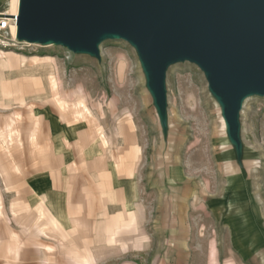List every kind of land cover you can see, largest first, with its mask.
Listing matches in <instances>:
<instances>
[{"label": "rangeland", "instance_id": "rangeland-1", "mask_svg": "<svg viewBox=\"0 0 264 264\" xmlns=\"http://www.w3.org/2000/svg\"><path fill=\"white\" fill-rule=\"evenodd\" d=\"M5 42L0 63L22 64L2 73L0 264H264V96L243 102L238 148L195 64L168 69L163 125L127 42Z\"/></svg>", "mask_w": 264, "mask_h": 264}, {"label": "water", "instance_id": "water-1", "mask_svg": "<svg viewBox=\"0 0 264 264\" xmlns=\"http://www.w3.org/2000/svg\"><path fill=\"white\" fill-rule=\"evenodd\" d=\"M18 7L11 18L19 42L97 58L105 40L132 45L163 125L168 69L197 65L240 147L243 102L264 96V0H19Z\"/></svg>", "mask_w": 264, "mask_h": 264}, {"label": "crops", "instance_id": "crops-1", "mask_svg": "<svg viewBox=\"0 0 264 264\" xmlns=\"http://www.w3.org/2000/svg\"><path fill=\"white\" fill-rule=\"evenodd\" d=\"M10 3H11V0H0V16L1 15H8V16H16L15 14H12L11 13V8H10ZM125 129H126V131H125ZM125 129H123L122 127L120 128L119 127V131H120V134L126 139V141H127V143H130V144H133V145H135V143L133 142V138H132V136H131V134H130V132H129V129H127V128H125ZM100 136H98V138H99ZM98 138H93V139H90L89 140V146H91L92 145V143L93 142H95L96 140H98ZM107 143H106V141L103 139V140H100V145H99V147L100 148H106L107 147ZM89 146H87V149H88V147ZM136 146V145H135ZM135 146H132V147H130L131 149L128 151V153L126 154V156L125 157H133V159L134 160H132L133 161V164L131 163V167H129V166H127L128 168H129V172H127V173H125L124 171L125 170H120V172L122 173V174H126L127 176H132V175H134L133 174V172H130V169H132L133 168V171H134V164H135V161H136V163H137V159H136V156L135 155H137V147H135ZM135 157V158H134ZM120 158H122L121 156H120ZM119 158V159H120ZM113 159L114 160H116L117 158H115V157H113ZM121 160V159H120ZM119 160V162H115V165L118 167V166H122V167H124L125 166V163L123 162V160L122 161H120ZM94 162H99L98 164H100L101 166L102 165H105V158L103 157H101V158H98V159H96ZM130 164V163H129ZM104 190V189H103ZM110 192V197H112V196H114L113 194H115L113 191H109ZM109 192H107L106 190H104V192L101 194V196H106V194L107 193H109ZM116 195V194H115ZM115 197V196H114Z\"/></svg>", "mask_w": 264, "mask_h": 264}, {"label": "bare ground", "instance_id": "bare-ground-1", "mask_svg": "<svg viewBox=\"0 0 264 264\" xmlns=\"http://www.w3.org/2000/svg\"><path fill=\"white\" fill-rule=\"evenodd\" d=\"M19 0H11V3H10V8H11V13L12 14H17L18 13V10H19ZM11 32H12V36L13 38H15V40L17 39L16 38V32H17V29L15 26H13L11 28ZM10 56H8V58L4 61H1L0 63V96L1 95H5V97H9V95L11 94V91L9 88L8 85L5 84V79L3 78L2 76V73L5 71V70H8V69H11V70H15L16 73H19L20 72V66L22 64V61L20 58L16 57L15 54H11L9 53ZM32 99V98H31ZM37 115H39V111L37 112ZM84 123V122H83ZM75 125V124H74ZM77 125V124H76ZM72 126L70 128V131L72 132H75L77 133V130H80V128H82V124L80 126ZM86 127V125H85ZM85 129V128H84ZM94 143V142H93ZM225 146V145H224ZM84 148V147H83ZM87 148V147H86ZM138 152V151H137ZM243 161V160H242ZM103 170V169H102ZM35 192V191H34ZM108 197V196H107ZM110 199V198H109ZM113 199V198H112ZM115 201V199H114ZM110 202V201H109ZM44 206V205H43ZM45 207V206H44ZM45 210H46V213L49 215V217L51 218H54V214L51 212V210L47 209L45 207ZM124 216V215H123ZM56 218V217H55ZM57 219V218H56ZM59 221V219H57ZM60 222V221H59Z\"/></svg>", "mask_w": 264, "mask_h": 264}, {"label": "built area", "instance_id": "built-area-1", "mask_svg": "<svg viewBox=\"0 0 264 264\" xmlns=\"http://www.w3.org/2000/svg\"><path fill=\"white\" fill-rule=\"evenodd\" d=\"M15 26L16 23L15 20H13L10 16L1 15L0 16V43L4 48H6V45H8L5 41L11 40L13 42L18 41L17 39L13 38L11 28ZM17 29V27H16Z\"/></svg>", "mask_w": 264, "mask_h": 264}]
</instances>
